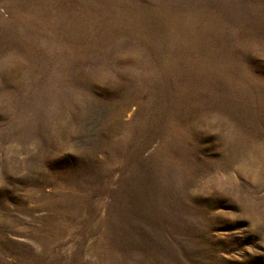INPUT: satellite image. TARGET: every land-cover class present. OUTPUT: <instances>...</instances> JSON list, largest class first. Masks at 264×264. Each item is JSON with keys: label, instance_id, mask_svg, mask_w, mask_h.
<instances>
[{"label": "rangeland", "instance_id": "rangeland-1", "mask_svg": "<svg viewBox=\"0 0 264 264\" xmlns=\"http://www.w3.org/2000/svg\"><path fill=\"white\" fill-rule=\"evenodd\" d=\"M0 264H264V0H0Z\"/></svg>", "mask_w": 264, "mask_h": 264}]
</instances>
